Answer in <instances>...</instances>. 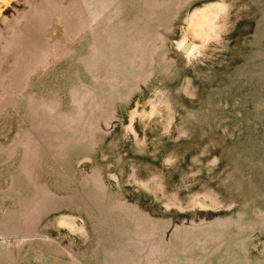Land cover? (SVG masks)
Segmentation results:
<instances>
[{
	"label": "rangeland",
	"instance_id": "374dc122",
	"mask_svg": "<svg viewBox=\"0 0 264 264\" xmlns=\"http://www.w3.org/2000/svg\"><path fill=\"white\" fill-rule=\"evenodd\" d=\"M0 264H264V0H0Z\"/></svg>",
	"mask_w": 264,
	"mask_h": 264
},
{
	"label": "water",
	"instance_id": "95a60500",
	"mask_svg": "<svg viewBox=\"0 0 264 264\" xmlns=\"http://www.w3.org/2000/svg\"><path fill=\"white\" fill-rule=\"evenodd\" d=\"M187 48H188V45L183 46V47H182V51H183V52H186Z\"/></svg>",
	"mask_w": 264,
	"mask_h": 264
}]
</instances>
